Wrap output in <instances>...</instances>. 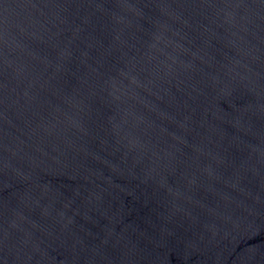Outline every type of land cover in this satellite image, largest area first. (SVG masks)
Segmentation results:
<instances>
[{
    "label": "water",
    "instance_id": "95a60500",
    "mask_svg": "<svg viewBox=\"0 0 264 264\" xmlns=\"http://www.w3.org/2000/svg\"><path fill=\"white\" fill-rule=\"evenodd\" d=\"M0 264H264V0H0Z\"/></svg>",
    "mask_w": 264,
    "mask_h": 264
}]
</instances>
